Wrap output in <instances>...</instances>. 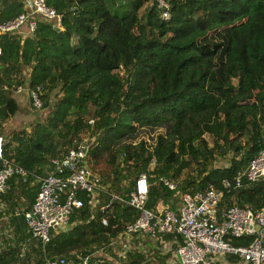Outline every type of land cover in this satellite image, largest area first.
Wrapping results in <instances>:
<instances>
[{"label": "trees", "instance_id": "1", "mask_svg": "<svg viewBox=\"0 0 264 264\" xmlns=\"http://www.w3.org/2000/svg\"><path fill=\"white\" fill-rule=\"evenodd\" d=\"M165 1L168 18L157 0H46L61 13L59 25L37 17L31 33H0L3 156L28 181L86 132L88 164L101 177L97 204L74 208L65 229L38 240L34 264L101 246L112 254L97 258L102 264H152L142 249L117 242L138 216L128 195L141 172L149 180L145 205L155 210L176 209L175 195L211 186L223 189L220 208L264 206V175L234 184L264 147V0ZM24 8L1 0L0 18ZM18 84L37 89L44 114L4 134V120L21 107ZM192 163L195 174L180 178ZM252 237L231 241L248 245ZM14 261L26 264L30 253L0 252V264Z\"/></svg>", "mask_w": 264, "mask_h": 264}, {"label": "built area", "instance_id": "2", "mask_svg": "<svg viewBox=\"0 0 264 264\" xmlns=\"http://www.w3.org/2000/svg\"><path fill=\"white\" fill-rule=\"evenodd\" d=\"M157 3L161 8V16L168 18L170 12L167 1L157 0ZM27 4L15 16L0 18V33L11 30L31 33L37 17L60 24L61 13L47 4L46 0H28ZM25 89L32 105L41 108L42 100L37 89L18 84L14 91L25 92ZM3 142V135L0 134V196L8 189V179L24 172L20 165L3 156ZM88 149V138L83 137L52 157L51 168L39 177L38 190L30 206L16 211V214L23 216L31 234L42 244L50 240L54 231L68 226L74 208L85 203L92 207L98 202L101 177L88 164ZM263 175L264 147L244 168L235 172L234 184L239 186L243 181H255ZM161 179L169 188H175L173 180L164 176ZM228 184L229 181L226 182ZM148 188L146 173H139L128 195L129 203L138 208L139 213L132 222L124 225L118 239L122 234L138 232L163 245L167 242L174 255H179L178 264H222L228 254L237 255L240 262L235 264H264V206L252 209L234 204L220 208L223 189L211 186L180 192L176 209L155 210L145 205ZM113 197L122 200L120 194H114ZM101 221L107 224V217L103 216ZM165 233L173 234L170 242L164 237ZM247 234L253 236L248 245L232 243V237ZM96 250L87 254L72 250L69 256L51 255L46 259V264H102L93 256Z\"/></svg>", "mask_w": 264, "mask_h": 264}, {"label": "crops", "instance_id": "3", "mask_svg": "<svg viewBox=\"0 0 264 264\" xmlns=\"http://www.w3.org/2000/svg\"><path fill=\"white\" fill-rule=\"evenodd\" d=\"M22 1L25 6L28 5V0ZM47 169L48 167L46 166L42 173L34 172L30 174L28 181L21 179V174L23 173L14 175L8 182V189L0 196V252H6L10 256L18 257L23 256L28 251L30 253V262H26V264H34L39 258L36 251L38 240L27 228L23 216L16 214V211L20 212L30 206L38 190L39 177ZM132 234L135 238L140 237L138 234ZM142 238L144 240L138 242L139 244L135 247L142 249L146 258L151 260L152 264L179 263L177 256L174 255L167 242L163 245L146 235ZM166 239L169 241L172 236ZM228 255L225 259L223 258L222 264H225V261L230 264L240 262L238 258H228ZM11 264H18V262L14 261Z\"/></svg>", "mask_w": 264, "mask_h": 264}, {"label": "rangeland", "instance_id": "4", "mask_svg": "<svg viewBox=\"0 0 264 264\" xmlns=\"http://www.w3.org/2000/svg\"><path fill=\"white\" fill-rule=\"evenodd\" d=\"M15 96H16L17 100L19 102H21V107L13 115L9 116L6 120H4V122L2 124V131L4 132V134H8L13 129H20L22 127H26V125L28 127L30 122H32L38 116H41V115L44 114V109L42 107L41 108H33L32 107V105L30 103V98H29V95H28L26 89H25V92H16ZM81 137H84V139H86L89 136H88V134L86 132H83L81 134ZM104 165L105 164L103 163V164L94 165V166L99 171L100 168L106 167ZM186 173H188L189 175H194L195 174V167H194L193 163L191 165H189L188 167L183 169V173L180 175V178L182 176H185ZM176 180L178 182V179H176ZM175 198L177 199L176 202H177V205H178V200L180 198V194L175 195ZM138 236H140V237L134 238L133 234H122V236L118 239L117 242L123 241L124 248L126 249L127 247L136 246L137 244H139L138 242L144 240L142 238L144 235L139 234ZM120 239H122V240L119 241ZM117 242H115L114 244H116ZM113 250L117 254H120L123 251V250L122 251H118L116 249V245L114 246ZM107 252L108 251L105 248H99L98 250H96L94 252L93 256L98 258V259H101L102 257H104V254L112 257V254L111 253L107 254ZM226 263L227 262H225V264Z\"/></svg>", "mask_w": 264, "mask_h": 264}, {"label": "water", "instance_id": "5", "mask_svg": "<svg viewBox=\"0 0 264 264\" xmlns=\"http://www.w3.org/2000/svg\"><path fill=\"white\" fill-rule=\"evenodd\" d=\"M177 257L179 258V255L177 254Z\"/></svg>", "mask_w": 264, "mask_h": 264}]
</instances>
